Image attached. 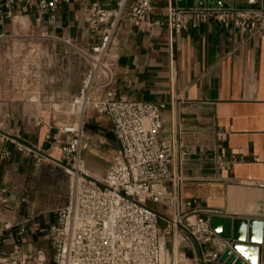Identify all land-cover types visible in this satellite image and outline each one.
I'll list each match as a JSON object with an SVG mask.
<instances>
[{"label":"crops","instance_id":"obj_1","mask_svg":"<svg viewBox=\"0 0 264 264\" xmlns=\"http://www.w3.org/2000/svg\"><path fill=\"white\" fill-rule=\"evenodd\" d=\"M30 1L31 5L14 0L7 16L5 0H0V37L44 34L59 43L55 48L58 53L73 50L77 57L70 86L55 92L58 100L68 101L78 92L87 69L78 49H89L101 36L100 28L93 32L87 24L91 3L109 9L119 0L70 1L42 14L33 4L36 0ZM150 4L148 22L120 24L116 30L112 51L118 58L107 90L128 100L165 104L161 135L171 146L170 173L181 180L176 197L171 196L174 188L167 181L168 196L147 205L159 216L158 238L164 261L202 264L201 251H222L223 239L216 235L213 241L198 245L181 226L167 230L170 219L188 216L190 221L198 217L210 220L219 215L264 222L262 193L253 185L264 180V22L256 34L211 19L174 33L154 23L165 18L168 6L176 7L174 0H150ZM262 4L264 0H231L229 7L258 8ZM34 102L0 99V130L34 146L40 155H26L5 144L11 156L0 162V264H7L15 246L24 255L43 250L46 263H50L53 245L47 230L56 221L55 207L64 198L65 204L68 197L65 189L42 185L45 175L66 172V163L60 143L45 139L49 127L56 125L55 115ZM83 129L88 145L80 155L82 165L107 161V167L118 150L109 117L93 113ZM50 133L56 136L55 126ZM216 154L232 160L231 164L218 167ZM189 201L193 204L187 205ZM258 264H264V229Z\"/></svg>","mask_w":264,"mask_h":264},{"label":"built area","instance_id":"obj_2","mask_svg":"<svg viewBox=\"0 0 264 264\" xmlns=\"http://www.w3.org/2000/svg\"><path fill=\"white\" fill-rule=\"evenodd\" d=\"M70 1L80 0H36L33 4L42 14ZM13 2H4L7 16L11 15ZM26 2L32 4L30 0ZM0 13L3 12L0 10ZM151 13L150 0H119L116 7L109 9L97 2L91 3L87 24L93 32L100 28V40L89 49H78L87 61V69L78 92L68 100L71 121L62 126L53 123L45 136L47 141L53 139L60 143L65 171L71 177L67 201L57 208L56 221L47 230L53 256L46 263L43 250L24 255L15 246L7 256V264H168L163 259L158 238L159 216L147 205L148 201L158 202L168 196L167 181L174 188L171 196L176 197L175 189L181 180L170 173L171 146L161 135L165 104L128 100L107 90L118 58L112 51L116 30L120 24L138 26L148 22ZM210 19L225 27L256 34L264 22V4L245 9L168 6L165 18L154 23L179 33ZM36 20L40 21V16ZM93 113L109 117L118 142V150L99 180L81 169L80 158L88 145L84 120ZM53 126L57 132L54 137L50 133ZM62 134L66 135L63 139ZM6 143L21 153L40 157L34 146L0 130V162L11 156ZM214 161L220 168L232 162L217 154ZM253 185L261 190V217L264 218V180L254 181ZM177 226L185 229L198 245L213 241L217 235L210 220L202 217L192 221L188 216L172 218L165 228ZM228 244L223 239L224 248ZM222 251H201V263H218ZM241 264H244L242 260Z\"/></svg>","mask_w":264,"mask_h":264},{"label":"rangeland","instance_id":"obj_3","mask_svg":"<svg viewBox=\"0 0 264 264\" xmlns=\"http://www.w3.org/2000/svg\"><path fill=\"white\" fill-rule=\"evenodd\" d=\"M58 45L59 43L52 39L34 35L24 38L0 37V99H33L36 107L53 113L56 125L62 126L71 121L70 109L68 101L58 100L60 97L55 92L70 86L77 55L73 50L65 49L63 54L58 53L55 50ZM61 45L68 46L66 43ZM63 56L66 57L62 59ZM107 163L106 161L85 166L81 163V167L88 175L99 180L104 174ZM48 176L42 178L44 188L47 184H51L52 187L65 189L67 195L69 194L71 177L68 173L57 172ZM63 200L60 205L66 198ZM60 205L55 207V210Z\"/></svg>","mask_w":264,"mask_h":264},{"label":"water","instance_id":"obj_4","mask_svg":"<svg viewBox=\"0 0 264 264\" xmlns=\"http://www.w3.org/2000/svg\"><path fill=\"white\" fill-rule=\"evenodd\" d=\"M174 2L177 7L182 8H202L204 6L227 8L231 5V0H174ZM242 225L246 226L243 231ZM210 226L219 237L229 241L220 254V263L241 264L240 257H242L249 264H258L259 244L263 241V220H233L230 217L214 215L210 217Z\"/></svg>","mask_w":264,"mask_h":264},{"label":"clouds","instance_id":"obj_5","mask_svg":"<svg viewBox=\"0 0 264 264\" xmlns=\"http://www.w3.org/2000/svg\"><path fill=\"white\" fill-rule=\"evenodd\" d=\"M246 226L242 225V231L245 229Z\"/></svg>","mask_w":264,"mask_h":264},{"label":"snow or ice","instance_id":"obj_6","mask_svg":"<svg viewBox=\"0 0 264 264\" xmlns=\"http://www.w3.org/2000/svg\"><path fill=\"white\" fill-rule=\"evenodd\" d=\"M242 239H243V237H242ZM241 251H244V249H241Z\"/></svg>","mask_w":264,"mask_h":264},{"label":"bare ground","instance_id":"obj_7","mask_svg":"<svg viewBox=\"0 0 264 264\" xmlns=\"http://www.w3.org/2000/svg\"><path fill=\"white\" fill-rule=\"evenodd\" d=\"M81 169L83 170V167H81ZM84 171V170H83Z\"/></svg>","mask_w":264,"mask_h":264}]
</instances>
